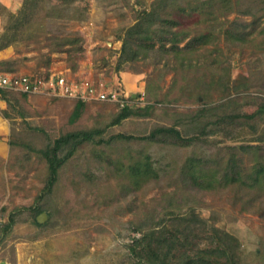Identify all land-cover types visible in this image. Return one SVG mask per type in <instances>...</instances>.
Listing matches in <instances>:
<instances>
[{
	"label": "rangeland",
	"instance_id": "374dc122",
	"mask_svg": "<svg viewBox=\"0 0 264 264\" xmlns=\"http://www.w3.org/2000/svg\"><path fill=\"white\" fill-rule=\"evenodd\" d=\"M0 62L3 73L103 83L135 112L109 127L117 103L0 92V264H144L134 241L157 228L186 254L225 234L239 264H264V190L242 185L254 161L241 149L260 147L264 166V120L209 123L264 103V0H0ZM158 128L180 138L142 139ZM91 130L105 142L77 146L46 191L43 152ZM224 174L239 181L224 186Z\"/></svg>",
	"mask_w": 264,
	"mask_h": 264
},
{
	"label": "trees",
	"instance_id": "16d2710c",
	"mask_svg": "<svg viewBox=\"0 0 264 264\" xmlns=\"http://www.w3.org/2000/svg\"><path fill=\"white\" fill-rule=\"evenodd\" d=\"M5 63L6 62H0V65H3ZM0 92L3 93L4 91H0ZM233 104L236 106L243 105L236 103ZM254 106L256 107V110L250 116L243 117L240 116L239 114L233 113V114H228L226 116H221L215 121L209 123L218 124V123H223L224 121H231L241 118L247 121H252L256 119H258L259 121L264 120V103L256 104ZM216 110H218V108H211L209 110L203 109L197 114V117L198 116L201 117V115L203 114H206L208 116H213V115L216 116L217 115L215 114ZM133 114H135L133 110H131L127 106H124L120 109L118 115L109 123L108 126L109 127L116 126ZM157 133H171L174 134L177 138H180L179 132L174 128H170V129L158 128L157 130L151 132L148 138H142V139L144 140L151 138L154 139ZM101 134H102L101 130L78 131L75 133H70L55 140L53 143V147L49 151L43 152V156L47 161L48 171H49V178L47 181L46 191H50L53 183L57 179V172L59 167L63 165L73 155L75 148L84 142L103 144L105 141L102 138L96 140V137L101 136ZM204 134L205 132L203 129L199 133V135H204ZM114 139L131 140L133 138L131 136L116 135L111 138V140ZM182 141H184L185 143L190 142L189 140H182ZM62 144H69L70 148L62 158H58L57 153ZM241 149L251 150L253 153V161H254V166L249 172L246 182H242V185L250 189L259 188L260 190H264V166L261 163V158L257 155L258 151L260 150V147L245 146V147H241ZM231 162H233L234 164V156L232 157ZM208 172H210V174ZM208 172H205L204 170L194 169L192 173V178L202 179L204 183L207 185H212L214 183L219 182V180L215 179V175L218 174V171L212 170ZM147 173L148 171L146 170H141L136 168L133 174L137 176H141ZM236 174L238 175V172H236ZM221 180L224 181L223 182L224 186L228 183V181L230 182L239 181L235 177L229 180V178H226V174H224L221 177ZM13 222L14 221L12 217H9V224L4 228L5 232L10 229ZM196 231L199 230L196 229ZM202 233L203 232L201 231L200 234ZM185 234H187L186 240L190 242V238H192V234L189 231L185 232ZM177 235L178 234H176V232L172 234L165 231L164 229L157 228V229L149 230V232L145 233L142 237L134 241L139 249L136 256L141 261H143L144 264L153 263L152 261L155 258H158L160 255L162 257V260L167 259V261H173L178 258L180 259L181 257L185 260L184 264H239L235 256L231 252V250H229L228 247L225 245L226 244L225 239L229 237L225 234L224 236L219 233V236L215 237L216 239L214 240V242L203 248H198V247L195 248V252L193 251L194 253L191 254L190 253L186 254L187 253L186 250L183 249L185 244L178 239ZM198 238H199L198 234H195L194 239H198ZM170 254H173V256L169 258Z\"/></svg>",
	"mask_w": 264,
	"mask_h": 264
},
{
	"label": "built area",
	"instance_id": "2783aa9c",
	"mask_svg": "<svg viewBox=\"0 0 264 264\" xmlns=\"http://www.w3.org/2000/svg\"><path fill=\"white\" fill-rule=\"evenodd\" d=\"M0 91L20 95H44L53 98H68L79 103L112 102L127 106L125 94L108 89L83 77H71L63 72H50L43 76L15 75L0 72Z\"/></svg>",
	"mask_w": 264,
	"mask_h": 264
},
{
	"label": "water",
	"instance_id": "95a60500",
	"mask_svg": "<svg viewBox=\"0 0 264 264\" xmlns=\"http://www.w3.org/2000/svg\"><path fill=\"white\" fill-rule=\"evenodd\" d=\"M42 217H43V215L38 216V218H37V222L38 223H41L42 222V220H43Z\"/></svg>",
	"mask_w": 264,
	"mask_h": 264
}]
</instances>
